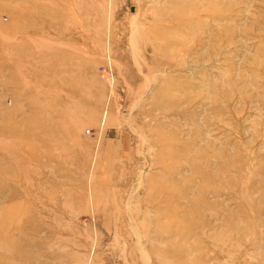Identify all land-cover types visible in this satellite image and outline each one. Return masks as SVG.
I'll use <instances>...</instances> for the list:
<instances>
[{"label": "rangeland", "instance_id": "1", "mask_svg": "<svg viewBox=\"0 0 264 264\" xmlns=\"http://www.w3.org/2000/svg\"><path fill=\"white\" fill-rule=\"evenodd\" d=\"M0 264H264V0H0Z\"/></svg>", "mask_w": 264, "mask_h": 264}]
</instances>
